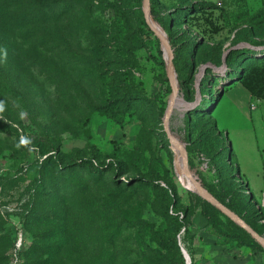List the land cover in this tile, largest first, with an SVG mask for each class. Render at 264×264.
<instances>
[{"label":"rangeland","instance_id":"374dc122","mask_svg":"<svg viewBox=\"0 0 264 264\" xmlns=\"http://www.w3.org/2000/svg\"><path fill=\"white\" fill-rule=\"evenodd\" d=\"M145 2L22 0L24 30L3 40L0 27V120L18 129L0 132L14 142L0 153V264H264L249 253L264 246L178 175L164 126L173 74L184 170L264 236V107L224 94L212 113L242 77L264 89V0H148L171 70ZM215 115L253 201L218 156Z\"/></svg>","mask_w":264,"mask_h":264},{"label":"trees","instance_id":"16d2710c","mask_svg":"<svg viewBox=\"0 0 264 264\" xmlns=\"http://www.w3.org/2000/svg\"><path fill=\"white\" fill-rule=\"evenodd\" d=\"M21 6H22V0H0V21L2 24V26H0V27H1L2 32H4V36L6 37V38L2 37L3 40H5L7 38H9L11 40L10 37H12V39H14L16 37L15 33L24 30V26L28 22V19L25 20L23 17H21V18L14 17L13 18L15 12H18L21 9ZM35 11L37 13V9ZM2 39H0V42L3 41ZM241 80L243 82V85L251 91L252 95L255 98H264V89L255 90V87L247 80L246 77H244V78L242 77ZM223 88H224V93H225V91L229 87H227V88L223 87ZM223 95H221V90H220L217 100H214L215 106L213 108L212 113L214 112L215 108L217 107V105H218V103H219V101ZM212 117H213L214 128L218 132V134L221 136L223 134V132L219 130L214 116H212ZM190 118L193 121L195 117L192 114L190 116ZM7 129H10L12 132L18 131V129H14L11 125H7V124L5 125L0 120V132H5V131H7ZM226 140H227V138L225 136V144H226ZM225 144H223L219 147L218 156L219 157H226L230 164H232V165L235 164V166H236L235 168H236V172H237V181L241 182L242 185H244L246 187V190H248L247 195L250 198V200L253 201L254 194L250 188V185L247 184V182L243 179L241 172L238 169V165H237L235 158H234L233 149H231V150L228 149L227 156L223 152V149L225 148ZM13 146H14V142H13V144L10 145L9 143L3 141V139H0V153H2L6 149L12 148ZM38 193H41L40 190H38ZM218 199L221 200L220 198H218ZM221 202H223L225 205H227L229 208H231L233 211H235L230 205H228L224 201L221 200ZM32 212L33 213L37 212L36 208L32 209ZM236 213L238 214V212H236ZM247 222L251 226H254L251 221L247 220ZM257 231L259 233H262L261 230H259V229H257ZM254 240L257 242L256 239H254ZM258 245L261 246L260 244H258ZM47 255H48V258H50L52 254L49 253ZM33 259L34 258L30 257V255L26 254V258H25L23 264H34ZM47 259L42 260L40 257H38L37 260H41V262H47Z\"/></svg>","mask_w":264,"mask_h":264},{"label":"water","instance_id":"95a60500","mask_svg":"<svg viewBox=\"0 0 264 264\" xmlns=\"http://www.w3.org/2000/svg\"><path fill=\"white\" fill-rule=\"evenodd\" d=\"M144 13H145V19L147 24L149 25V27L155 31L165 42V44L168 46L169 48V61H170V70L173 68V58H174V51L172 46L170 45V43L168 42V40H166L163 35L161 34V32L157 29V27L153 24L152 20H151V16L149 14V10H148V0H146L145 2V6H144ZM172 79V86H173V95L172 98L170 100L169 106L167 108L166 114H165V118H164V126H165V130L169 136V138L171 139V141L177 146V150H176V156H175V166H176V170L178 175L182 178H185L186 180V185L194 190L195 192H197L198 194H200L201 196L207 198L208 200H210L213 204H215L216 206H218L226 215H228L230 218H232L234 221H236L240 226H242L243 228H245L248 232L251 233V235L258 241L260 242L263 246H264V236H262L260 233H258L249 223H247L239 214H237L235 211H233L231 208H229L227 205H225L223 202H221L214 194H212L209 190H207L206 188L200 186L199 184H197L196 182H194L193 180H191L186 171L183 168V164H182V159L181 156L184 154L183 148L181 147L179 141L171 134L170 129H169V120H170V116L172 114V110L174 108L175 105V99L177 97L178 94V88L176 86L173 74L171 76ZM224 94V88H222L221 90V95ZM231 144L229 147V150H231Z\"/></svg>","mask_w":264,"mask_h":264},{"label":"crops","instance_id":"0c3cea01","mask_svg":"<svg viewBox=\"0 0 264 264\" xmlns=\"http://www.w3.org/2000/svg\"><path fill=\"white\" fill-rule=\"evenodd\" d=\"M236 86H239V87H242V88H238V90H235V91H232V90H229L231 87H236ZM239 92H240V95H242L240 98H239V96H238V94H239ZM224 94H226V95H228L232 100H234L235 102H241L242 100L244 101V103H245V105H250V108L251 109H255V108H252L251 107V104H252V102H253V100H256L259 104H261L263 107H264V98H255L253 95H252V93H251V91L249 90V89H247L244 85H242L241 83H237V84H234V85H232V86H230L226 91H225V93ZM224 96L225 95H223L222 96V98L220 99V101H219V103H218V105L221 103V101L223 100V98H224ZM218 105H217V107H218ZM216 107V108H217ZM216 108H215V110H216ZM214 110V111H215ZM213 115H214V113H213ZM214 118H215V120H216V122H217V126H218V128H219V130L220 131H222L223 132V134L226 136V138H227V140H226V144L228 143L229 144V146H230V144H231V148L233 147V144L231 143V141H230V139H231V133H230V128L227 126V127H224L223 125H221V123H220V119L215 115L214 116ZM227 130V131H226ZM233 149V151H234V158H235V161H236V163H237V165H238V169H239V171L241 172V175H242V177H243V179L247 182V184H249L250 185V188H251V190H252V187H251V180H250V178L248 177V175L243 171V167H242V163L240 162V160H239V158H238V155H237V152H236V150H235V148L233 147L232 148ZM263 150H264V147L262 148ZM261 170L259 169V171L257 170V172H261V173H263V176H264V162H262V164H261ZM252 192H253V190H252ZM253 194H254V192H253ZM255 195V194H254ZM255 248V247H254ZM251 255L252 254H255V256H257L258 258H261V259H264V252H262V251H257V250H250V252H249Z\"/></svg>","mask_w":264,"mask_h":264},{"label":"bare ground","instance_id":"6f19581e","mask_svg":"<svg viewBox=\"0 0 264 264\" xmlns=\"http://www.w3.org/2000/svg\"><path fill=\"white\" fill-rule=\"evenodd\" d=\"M181 104H183V99H182L181 97H177V98L175 99V105H174V107H178V106H180ZM176 148H177V147H176ZM182 179H183L184 182L186 183L185 178L182 177Z\"/></svg>","mask_w":264,"mask_h":264},{"label":"built area","instance_id":"2783aa9c","mask_svg":"<svg viewBox=\"0 0 264 264\" xmlns=\"http://www.w3.org/2000/svg\"><path fill=\"white\" fill-rule=\"evenodd\" d=\"M251 107L255 108L256 107V102H252Z\"/></svg>","mask_w":264,"mask_h":264}]
</instances>
